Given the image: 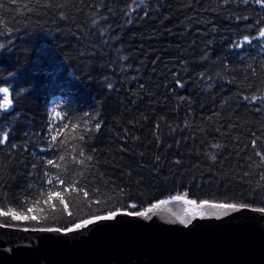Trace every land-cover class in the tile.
I'll list each match as a JSON object with an SVG mask.
<instances>
[{"label": "trees", "instance_id": "1", "mask_svg": "<svg viewBox=\"0 0 264 264\" xmlns=\"http://www.w3.org/2000/svg\"><path fill=\"white\" fill-rule=\"evenodd\" d=\"M262 29L256 0H0V212L38 217L0 224L66 230L179 195L264 208ZM54 185L67 207L37 205Z\"/></svg>", "mask_w": 264, "mask_h": 264}, {"label": "water", "instance_id": "2", "mask_svg": "<svg viewBox=\"0 0 264 264\" xmlns=\"http://www.w3.org/2000/svg\"><path fill=\"white\" fill-rule=\"evenodd\" d=\"M175 197L71 232L0 224V264H264V212Z\"/></svg>", "mask_w": 264, "mask_h": 264}, {"label": "snow or ice", "instance_id": "3", "mask_svg": "<svg viewBox=\"0 0 264 264\" xmlns=\"http://www.w3.org/2000/svg\"><path fill=\"white\" fill-rule=\"evenodd\" d=\"M13 2H15V0H13ZM256 2L259 3V4L264 5V0H256ZM259 35L261 37H264V29H262L260 31ZM0 47H2V45H0ZM0 94H2V97H0V110H7L10 107H12L13 106L14 97H13L12 92L10 91V87L9 86H2V87H0ZM53 113L56 116H59L60 115V113L59 112H56L55 109H53ZM85 115H87V113ZM100 126L101 125L99 123H97L96 124V129L99 130ZM64 127L66 128L67 125H64ZM75 127H77V125L73 124V128H75ZM7 137H8V133H6V132L2 133V135H0V144L6 143L7 142ZM51 139L53 141H56L57 137L55 135H53L51 137ZM214 147H219V145H214ZM81 155H83V153H81ZM62 158L63 157H61V159ZM87 159L91 160L92 157L91 156H88ZM212 159H215V156H213ZM47 163L49 165H53L54 164V162L52 160H48ZM57 182H58L59 185H65V183H66V181L64 179L59 178V177H57ZM47 183L49 185H53L54 184L53 179L52 178H49L48 181H47ZM67 183L68 184H72L71 181H68ZM63 191L64 192H67L68 191V188H64ZM72 191H76V189L73 188ZM38 195H39V198L40 199L36 201V204L37 205L40 203V200H43V202L45 204H48L50 201H54V200H57L58 199V201H59L60 204H62L65 207H67V204L65 202V198L62 195V191L61 190H56L55 185L53 186V188L48 189L46 191H42ZM83 195L85 197H87L88 196V192L87 191H84L83 192ZM69 199L73 200V206L78 209L79 205H77L75 203V200L78 199V198L69 197ZM175 199L176 200H184L185 197H183V196H176ZM161 203H163V202H161ZM186 203L196 204V201L195 200H186ZM208 203H209L208 201H201V205H207ZM24 206L25 205H19V207H24ZM158 206H159L158 204H153L148 209L147 212H141V211L131 212V211H128V212H124L123 214L129 215V216H146L148 214V212H151L153 208H156ZM209 206L210 207H213V208H236L237 207L236 204H212V205H209ZM53 207H55V205H53ZM133 207H135V205H133ZM239 207L246 208V207H248V205L241 204V205H239ZM32 211H33V207H27V212H32ZM259 211L264 212V208L259 209ZM8 214H11L13 220H19V219H22V218L23 219H38V217L35 216V215L29 217V216H26V215H23V214H17L11 208H9L7 212H0V215H8ZM118 214H120V213H118L116 211H111L108 215H97V216H95V220H110L113 217L117 216ZM201 215H203V213H201ZM83 223L84 224H91V223H93V220L92 219L84 220ZM80 227H81V224L80 223H76L75 224V228L78 229ZM48 230H56V231H59V229H48ZM66 230L69 231V232H71V231H73V228H67Z\"/></svg>", "mask_w": 264, "mask_h": 264}, {"label": "bare ground", "instance_id": "4", "mask_svg": "<svg viewBox=\"0 0 264 264\" xmlns=\"http://www.w3.org/2000/svg\"><path fill=\"white\" fill-rule=\"evenodd\" d=\"M257 209V208H255ZM39 229H58V228H39Z\"/></svg>", "mask_w": 264, "mask_h": 264}]
</instances>
